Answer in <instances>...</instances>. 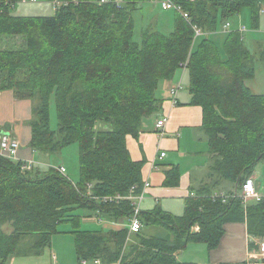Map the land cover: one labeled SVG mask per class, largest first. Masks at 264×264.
Here are the masks:
<instances>
[{
  "label": "trees",
  "instance_id": "obj_1",
  "mask_svg": "<svg viewBox=\"0 0 264 264\" xmlns=\"http://www.w3.org/2000/svg\"><path fill=\"white\" fill-rule=\"evenodd\" d=\"M18 1L0 0V42H5L0 47V91L39 100L31 121L33 150L54 154L78 144L80 182L74 184L55 168L25 172L22 162L0 154V264L22 255L21 244L29 236L36 242L28 254H40L51 246L61 223L80 225L74 215L79 208L95 209L117 222L131 215L128 202L118 207L90 201L84 196L87 184L96 196L127 195L133 186L143 187L144 162L132 159L127 138H137L145 119L161 111L156 97L160 83L172 80L186 62L191 103L204 114L212 183L186 198L184 216L159 206L143 210L139 233L129 234L125 227L77 230L78 264H195L179 262L176 254L189 243L216 249L230 223L246 225L249 251L256 253L264 241V197L245 206L240 195L245 180L264 161V95L246 85L256 69L242 35L229 34L224 57L211 34L220 19L224 24L245 6L258 24L264 0H173L189 19L176 12L169 36L150 27L141 43L134 39L133 13L150 0H123L120 5L60 0L67 5L49 17L13 15ZM194 27L204 33L197 48ZM52 97L57 130L50 122ZM180 177L177 168L169 170L165 184L175 186ZM223 182L234 184L236 197L213 201V191ZM149 228L161 233L149 235Z\"/></svg>",
  "mask_w": 264,
  "mask_h": 264
},
{
  "label": "rangeland",
  "instance_id": "obj_2",
  "mask_svg": "<svg viewBox=\"0 0 264 264\" xmlns=\"http://www.w3.org/2000/svg\"><path fill=\"white\" fill-rule=\"evenodd\" d=\"M122 3L123 0H116ZM12 14L16 16H53L56 12L55 7L48 0H35V2H21L18 1L12 9ZM176 11L162 9L159 3H153L151 1L142 3L136 11L133 13L135 21V35L134 39L136 42H142V34L144 31L150 27H156L160 33L169 36L174 31V20ZM227 21L222 24V20L218 24L217 31L211 34L212 40L220 48L222 55L225 57L224 44L230 33L234 31H239L244 28L242 39L246 44L247 48L255 57V77L246 82V85L252 90L254 94L264 95V62L261 60V51L264 50V12L260 13L259 23L255 24L253 20V12L250 7L245 6L241 9L240 14L226 19ZM229 23L231 27H225V24ZM204 37V36H203ZM203 37H198L194 41V46L197 48L202 42ZM5 41V40H4ZM5 42H0L1 45ZM20 43V42H16ZM2 48V47H1ZM6 48V45L3 46ZM15 96V95H14ZM16 98V96H15ZM17 100H27L19 99ZM32 106V118L29 122L31 127V121L35 119L33 115L34 109L39 106V100H29ZM50 122L52 130H57V113H56V103L55 99L52 97L50 106ZM10 121L7 119L3 120L0 126L7 127ZM19 124H23L19 122ZM98 129L104 128L102 124H98ZM20 140V139H19ZM21 142V141H20ZM80 149L77 143L65 146L61 151L54 154H37L35 163L36 170L40 173H45L50 170V168H56L57 166H64L67 170L66 177L69 178L74 184L80 182ZM254 178L257 183V188L259 193L264 196V161L260 162L254 171ZM259 182V184H258ZM234 184H230L223 189L228 191L234 190ZM169 203L171 207H167L166 203ZM147 205H142L144 211H152ZM168 213L176 216H184L185 214V202L168 200L159 204ZM74 215L80 220V225L74 223L73 221H67L60 224L58 232L53 236L52 244L49 247L43 249V251L36 255L28 254L29 249L36 242L34 237H27L23 239L21 248H24L21 256H13L7 264H12L14 259H23L26 264H78L77 252L75 248V232L77 230L85 232H95L104 229L105 224L109 222V217L103 215L102 222L96 220L98 215L97 210L85 207L75 210ZM125 219L120 220V224ZM233 226V227H232ZM234 228V229H233ZM153 229V230H152ZM226 233L221 240L220 245L213 250H209L208 246L203 243H189L186 250L181 252L179 260L184 263H189L183 261L184 259L194 258V260H201L200 262L204 264V256H202L201 250L206 249L208 253L214 257L218 254L217 258L220 259L218 264H244L249 261V250H248V239L245 233L244 223H230L225 226ZM233 229L234 239L228 243L224 241L226 238H230V231ZM9 230V229H7ZM6 230V231H7ZM152 230L153 235H158L161 233L157 228H149ZM247 231V229H246ZM152 235V234H151ZM131 239H129V242ZM224 241V242H222ZM257 254L260 253L255 251ZM251 254V253H250ZM252 256V254H251ZM258 256V255H257ZM251 258V257H250ZM16 259V260H17ZM264 264L262 259H258L257 263ZM16 264V262H14Z\"/></svg>",
  "mask_w": 264,
  "mask_h": 264
},
{
  "label": "crops",
  "instance_id": "obj_3",
  "mask_svg": "<svg viewBox=\"0 0 264 264\" xmlns=\"http://www.w3.org/2000/svg\"><path fill=\"white\" fill-rule=\"evenodd\" d=\"M238 32L240 33V31ZM189 80V71L179 69L172 80L162 81L156 91V97L162 101L161 111L145 119L137 138L131 136L127 138V146L132 159L144 162L143 181H148L151 184L146 191L143 207L147 205L146 207H150V209L156 208L159 204L161 205L162 202L168 200H183L185 202L188 196L196 194V191L203 185L212 183L210 176L212 155L208 136L203 128L204 114L201 107L191 103L192 95L189 90ZM178 83L182 85V89L178 94L179 103L173 105L170 89ZM31 118L32 106L29 100L20 101L15 98L12 91H0V125L5 119L10 121L7 127L0 126V137L9 135L18 140L20 139L21 147L18 153L20 161H35L37 154H40L30 147L32 129L28 121ZM162 118H167V123L161 135L156 125L158 120ZM19 122L23 124H19ZM162 153H165V157L160 159ZM175 168H177L181 177L175 186H168L165 184L166 172ZM253 177L255 176L253 175ZM230 184L228 182L221 183L220 187L216 188L213 193L229 194L232 191L223 188ZM166 206L171 207L168 202ZM106 216L109 217V222L104 226L106 229L118 228L125 223L124 220L121 224H115L114 221L116 220L113 216ZM233 229L230 231L232 236L224 239L225 242L228 243L234 239L235 232ZM246 229L245 225L248 243H251L252 239L249 238ZM152 230H147V233L153 235ZM181 252L176 254L179 262H181L179 260ZM200 253L204 256L202 258L204 264H218L220 262L221 258H217L218 254L213 257L206 249H202ZM12 257L9 258L8 262ZM250 257L249 251V261L244 264H250ZM16 259L12 261V264L14 262L16 264H26L25 260ZM183 261L202 264L201 260H194V258L184 259ZM51 264H54L53 261Z\"/></svg>",
  "mask_w": 264,
  "mask_h": 264
},
{
  "label": "built area",
  "instance_id": "obj_4",
  "mask_svg": "<svg viewBox=\"0 0 264 264\" xmlns=\"http://www.w3.org/2000/svg\"><path fill=\"white\" fill-rule=\"evenodd\" d=\"M23 3L25 2H35V0H19ZM153 3H159L163 10H174L178 13H181L185 19H189V16L187 13L183 12L182 9L177 6L173 0H150ZM101 4L105 3H116L117 5H120V2H117L116 0H100ZM53 6L55 9H59L62 5H67V2H62L59 0L54 1ZM261 12H264V8ZM225 27L229 28L231 25L229 23L225 24ZM195 30V39L198 37H201L204 35V33L201 31V29L194 27ZM243 29L239 30L240 33H243ZM187 67V62L182 63L181 69L185 70ZM182 89L181 83H178L174 87L170 89V96H171V102L173 105H177L178 102V94L180 90ZM167 118H162L158 120L157 122V129L159 133H163V130L166 126ZM21 143L17 138L10 137L9 135H2L0 137V154L10 160H13L15 162H22V169L25 172H34L36 171V163L33 160H27V161H20L18 159V153L20 151ZM165 157V153H162L160 156V159ZM59 173H61L63 176H66L67 170L64 166H57L55 168ZM69 179V178H68ZM150 183L148 181H143V187L140 189L137 185L133 186L129 192V194H114V195H104V196H96L93 191V185L87 184V191L84 193V196L87 197L90 201H95L98 204L102 205H110V206H121L123 203L128 202L131 205L132 212L131 215L125 218V223L119 226L118 228L125 227L129 230V234H136L139 233L143 229V223L140 219V213L142 210V205L145 201V194L147 189L150 187ZM241 191V199L243 201V204L247 206L248 202H259L262 200L264 196H262L259 193V190L256 185V181L254 177H249L245 180L242 186ZM196 194H191V196H195ZM237 193L234 191L229 194H224L220 192L213 193L211 198L213 201H216L217 199H222L223 202L228 201L231 197H236ZM98 215L96 216V220L102 222L103 215L99 211ZM124 222V221H123ZM115 224H120V222L114 221ZM194 231H198L199 227H195L193 229ZM259 251L260 253H252L250 264H257L258 259H262L264 261V241L259 242ZM258 255V256H257ZM80 264H101V261L97 260L95 262H89L87 260H82ZM115 264H121V261L115 263Z\"/></svg>",
  "mask_w": 264,
  "mask_h": 264
},
{
  "label": "bare ground",
  "instance_id": "obj_5",
  "mask_svg": "<svg viewBox=\"0 0 264 264\" xmlns=\"http://www.w3.org/2000/svg\"><path fill=\"white\" fill-rule=\"evenodd\" d=\"M60 1V0H59Z\"/></svg>",
  "mask_w": 264,
  "mask_h": 264
}]
</instances>
